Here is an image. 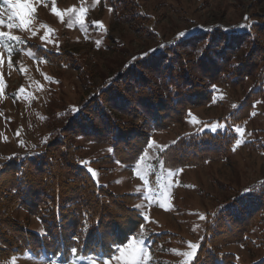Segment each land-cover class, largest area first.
<instances>
[{
  "label": "rangeland",
  "instance_id": "rangeland-1",
  "mask_svg": "<svg viewBox=\"0 0 264 264\" xmlns=\"http://www.w3.org/2000/svg\"><path fill=\"white\" fill-rule=\"evenodd\" d=\"M133 1L138 19L119 21L104 0H26L27 23L20 25L19 18L12 16L16 9L0 0V32L4 33L0 37V165L47 141L51 131L61 129L75 114L92 85H101L150 49H163L185 30H190V36L206 29H241L264 15V0ZM61 50L78 57L79 68L52 61V52ZM255 81L251 75L236 86L210 85L211 101L191 108L181 121L151 131L132 166L106 158L112 153L108 144L74 136L97 183L108 185L114 193L135 196L132 206L143 218L139 231L110 256L65 261L60 255L24 254L0 264H127L132 250L139 248L143 254L138 264H190L189 253L197 251L191 245L199 244L206 213L236 190L264 180V84ZM260 87L263 93L254 101L249 118L234 124L231 114L247 92ZM237 127L243 131L237 133ZM213 128L235 133L226 158L193 166L164 164L162 152L179 137L197 130L215 132ZM13 215L42 231L39 221L22 208ZM260 236L258 230L251 233L252 238ZM225 249L236 255V264L264 258L260 247L247 250L229 244Z\"/></svg>",
  "mask_w": 264,
  "mask_h": 264
},
{
  "label": "trees",
  "instance_id": "trees-1",
  "mask_svg": "<svg viewBox=\"0 0 264 264\" xmlns=\"http://www.w3.org/2000/svg\"><path fill=\"white\" fill-rule=\"evenodd\" d=\"M104 2L119 21L138 19L133 0ZM174 41L124 65V70L101 85H92L89 96L78 104L80 111L61 129L51 131L48 140L31 153L0 165V262L24 254L60 255L65 261L110 256L139 231L143 218L132 206L135 196L114 193L108 185L97 183L84 165L82 147L74 144V136L108 144L112 153L106 158L132 166L151 131L181 121L191 108L211 101L210 85L236 86L251 75L255 83L264 84V15H257L245 28H217ZM50 58L79 68V58L69 51L52 52ZM212 60L218 63L213 65ZM262 93L261 87L246 93L231 114L234 124L249 118ZM235 138L232 130L184 134L162 152L164 164L193 166L224 159ZM16 208L35 217L42 231L14 216ZM253 230L261 236L252 238ZM229 244L247 250L264 248V180L236 190L206 213L199 248L190 264H236V255L225 249ZM251 264H264V258Z\"/></svg>",
  "mask_w": 264,
  "mask_h": 264
},
{
  "label": "snow or ice",
  "instance_id": "snow-or-ice-1",
  "mask_svg": "<svg viewBox=\"0 0 264 264\" xmlns=\"http://www.w3.org/2000/svg\"><path fill=\"white\" fill-rule=\"evenodd\" d=\"M4 3L10 5L12 8L16 9V11H14L12 13V16L14 17H17L19 18L20 20V25H23L25 23H27L26 19H25V16H26V12L29 10L28 8V3L26 2V0H4ZM11 19V17H10ZM0 23H2V21H0ZM18 25V26H20ZM81 27H83V25H81ZM190 31V30H185V31H182L178 34V39H180L181 37H184V36H187V32ZM205 31H212V29H206ZM227 31V30H225ZM4 36V33L0 32V37H3ZM9 39H19L18 37H9ZM208 45H205V48H207ZM222 46V45H221ZM160 47H163V45H161ZM156 50L155 49H150L149 52H146L143 54L144 57H147V56H150L152 53H154ZM204 55V52L201 53V56ZM219 55V54H217ZM211 63L213 65H216L218 63L217 60H212ZM222 66V65H221ZM215 85H213V90H215ZM74 113H77L80 111V109H74L73 110ZM190 115V113H189ZM213 131H215L216 129L213 128L212 129ZM235 131L237 133H240L242 132L243 130L239 127H237L235 129ZM241 143L240 140H237L236 141V144L239 145ZM142 158V157H141ZM84 163H87L86 161ZM88 171L92 174V176H95L96 173L92 170V169H88ZM250 190L249 189H244V192H249ZM204 217H201V219H203ZM146 219V218H145ZM191 247L193 249H198L199 248V245L197 244H192ZM122 251V250H121ZM72 252L75 253L76 252V249L73 248L72 249ZM142 254H143V249L142 248H139V249H133L132 252L130 253L129 257H128V261H127V264H138V261L142 258ZM190 256L193 257V260L195 259V253H189ZM185 264H189V262H185Z\"/></svg>",
  "mask_w": 264,
  "mask_h": 264
},
{
  "label": "bare ground",
  "instance_id": "bare-ground-1",
  "mask_svg": "<svg viewBox=\"0 0 264 264\" xmlns=\"http://www.w3.org/2000/svg\"><path fill=\"white\" fill-rule=\"evenodd\" d=\"M123 96V95H122ZM96 102V101H95ZM103 191V190H102Z\"/></svg>",
  "mask_w": 264,
  "mask_h": 264
}]
</instances>
